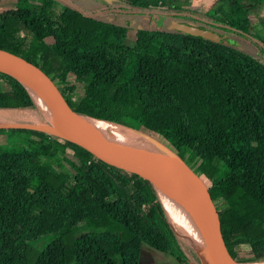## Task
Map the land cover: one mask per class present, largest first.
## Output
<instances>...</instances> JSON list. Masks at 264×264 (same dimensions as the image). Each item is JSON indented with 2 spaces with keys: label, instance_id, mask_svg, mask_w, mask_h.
<instances>
[{
  "label": "trees",
  "instance_id": "16d2710c",
  "mask_svg": "<svg viewBox=\"0 0 264 264\" xmlns=\"http://www.w3.org/2000/svg\"><path fill=\"white\" fill-rule=\"evenodd\" d=\"M74 1L92 3V14L71 0L0 13V45L45 69L85 117L164 144L145 143L150 161L208 181L240 262L264 261V244L244 248L264 239V38L251 20L264 28V0H219L218 18L186 0ZM172 21L242 48L178 33ZM0 112L30 117L0 126V264H139L142 244L178 264H195L189 250L203 264L154 191L98 165L1 71Z\"/></svg>",
  "mask_w": 264,
  "mask_h": 264
},
{
  "label": "water",
  "instance_id": "95a60500",
  "mask_svg": "<svg viewBox=\"0 0 264 264\" xmlns=\"http://www.w3.org/2000/svg\"><path fill=\"white\" fill-rule=\"evenodd\" d=\"M102 1L111 3L113 0ZM169 29L213 43L224 44L239 50L242 48L240 42L237 40L204 25L183 21H172L169 25ZM0 62L6 63L23 73L44 92L56 110L64 127L61 129L57 124L50 122L44 112H41L49 124H53L61 129L62 135L64 134L63 136H66L77 146L84 149L90 157L104 169L120 175L132 183L148 188L162 198L173 202L189 204L200 211L207 220L217 243L220 264H243L240 262L232 245L223 212L214 202L207 184L198 178H194V172L185 167H180L179 169L187 170L189 172L188 176L169 174L157 175L140 170L130 162L102 147L94 139L93 130L91 128V121L94 120L85 117L77 111L67 93L57 80L36 62L13 49L1 45ZM3 73L15 78L29 92L27 87L15 75L7 72ZM32 127L34 129L50 130L49 127L38 125H32ZM129 130L141 135V133L132 129ZM197 254L201 256L199 252H197Z\"/></svg>",
  "mask_w": 264,
  "mask_h": 264
},
{
  "label": "bare ground",
  "instance_id": "6f19581e",
  "mask_svg": "<svg viewBox=\"0 0 264 264\" xmlns=\"http://www.w3.org/2000/svg\"><path fill=\"white\" fill-rule=\"evenodd\" d=\"M0 70L15 75L27 87L37 106L44 112L47 119L57 124L61 129L64 127L53 105L31 79L3 62H0ZM91 128L94 139L108 151L130 162L144 172L157 175L165 174L160 166L152 163L148 158V149L145 143H156L158 145L157 140L154 138L141 134L143 138L137 139L134 137L133 131L114 123L91 121ZM194 178L203 181L196 173ZM165 204L167 205L168 218L171 220V225L177 229H185V234H187L185 240L193 248H196L195 250L201 255L219 260L217 243L202 213L185 203L165 199ZM249 264H264V261Z\"/></svg>",
  "mask_w": 264,
  "mask_h": 264
},
{
  "label": "rangeland",
  "instance_id": "374dc122",
  "mask_svg": "<svg viewBox=\"0 0 264 264\" xmlns=\"http://www.w3.org/2000/svg\"><path fill=\"white\" fill-rule=\"evenodd\" d=\"M41 1L42 0H0V13L8 11V10H13V9H29L32 5L41 3ZM183 1L184 0H177V2L179 3L178 5H180V3H183ZM71 2L76 7L81 8L83 11H87L88 13H91L92 3L84 1L80 4L77 1L75 2L74 0H71ZM184 6L190 8L191 10H193L195 12L207 13V14H209L211 16H215L217 18L221 16L219 11H220V9H222V7L219 4V0H186ZM251 20H252L253 26L255 27V30L258 33V35H260L261 37L264 38V28H261L259 26V23L254 16L251 18ZM12 30L15 33H18L19 35L25 36V31L20 27H14ZM128 33L129 34H127L126 44L134 45L135 41H136L135 29H130ZM58 76L60 77V78H58V80L60 82H61V80L62 81L65 80L64 73L58 74ZM29 118L30 117H29L28 113H26V117H24L23 113H21V112H8V113L0 112V126L1 125H4V126L24 125V124L29 122ZM134 137L137 139L143 138L141 135H139L137 133H134ZM152 144L157 145L156 143H152ZM158 145L162 146V148L164 147V144H161L160 142H158ZM153 156H154L153 152H148L149 160ZM158 166L161 167L162 171L165 174L182 175V176H188L189 175V172L187 170H180L179 169L180 167H174V166L170 167L168 165H158ZM202 179L207 184V186L210 185V183L208 181L206 182V180L204 178H202ZM156 196H157L156 197L157 201L161 204V206L164 210V213H165L168 221L170 222L171 220H169V218H168V211H167V205L165 204V199L162 198L161 196H158V195H156ZM170 224H171V222H170ZM172 228L174 229V231H176L179 234V236L182 239L185 240V238L187 237V234H185L184 228H182V230L177 229L173 226H172ZM263 244H264V239H262L260 241H252L250 243V245H248L247 247H244V248H245V250H249L250 248H252L254 250V249L261 247ZM194 249H196V248H194ZM187 251L189 253L191 261L193 263L197 264L198 263L197 257H195L191 252H189V250H187ZM166 256L167 255L161 254L160 252H157V251L149 248L147 245L142 244L139 264H165L166 261L163 258H167ZM169 257L170 256H168V258ZM200 257L202 259L203 264H220V260H214L211 258H207L206 256H203V255H201ZM169 260H171V261L168 262V264H178V262L175 261L172 257H170Z\"/></svg>",
  "mask_w": 264,
  "mask_h": 264
},
{
  "label": "crops",
  "instance_id": "0c3cea01",
  "mask_svg": "<svg viewBox=\"0 0 264 264\" xmlns=\"http://www.w3.org/2000/svg\"><path fill=\"white\" fill-rule=\"evenodd\" d=\"M94 1H96V0H94ZM41 2H42V1H41ZM128 23H129V24H132L131 21H128ZM129 30H130V29H129ZM129 30H128V32H129ZM128 32H127V34H129ZM166 257H167V258H163V259H165V261H166L165 264H168V262H170L171 260H169L170 257H169V258H168V256H166Z\"/></svg>",
  "mask_w": 264,
  "mask_h": 264
},
{
  "label": "built area",
  "instance_id": "2783aa9c",
  "mask_svg": "<svg viewBox=\"0 0 264 264\" xmlns=\"http://www.w3.org/2000/svg\"><path fill=\"white\" fill-rule=\"evenodd\" d=\"M89 163H90V162H89ZM89 163H88V164H89Z\"/></svg>",
  "mask_w": 264,
  "mask_h": 264
}]
</instances>
